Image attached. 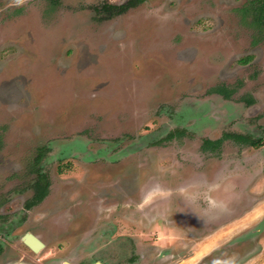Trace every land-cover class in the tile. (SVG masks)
<instances>
[{"label": "rangeland", "instance_id": "374dc122", "mask_svg": "<svg viewBox=\"0 0 264 264\" xmlns=\"http://www.w3.org/2000/svg\"><path fill=\"white\" fill-rule=\"evenodd\" d=\"M129 1L0 0V264H264V3Z\"/></svg>", "mask_w": 264, "mask_h": 264}, {"label": "trees", "instance_id": "16d2710c", "mask_svg": "<svg viewBox=\"0 0 264 264\" xmlns=\"http://www.w3.org/2000/svg\"><path fill=\"white\" fill-rule=\"evenodd\" d=\"M258 1L259 2L261 1L264 3V0H249L248 7H243L241 9V12L244 15L247 14L248 12L253 10L255 6H257V4L259 3ZM135 2L136 0H131L128 2V5L129 6L133 5ZM116 8L118 9V7ZM249 59L250 58H248V60ZM210 92L218 94L225 99H229L233 93V90H229L222 86V87H215L211 89ZM180 136L181 135L179 134L169 133L165 137V139L171 140L173 138L180 137ZM228 140L234 141L235 143L240 144V145L250 146L253 148H260L263 145L262 139H254L244 134L223 133L222 136L216 140L204 139L201 144V150L203 152H207V151L216 152L217 150L220 149L222 143ZM47 150H48L47 147H41L38 150L37 155L32 161L33 165H32L31 171L35 173L36 180L32 184V196L27 201H25L23 205L26 209H31L37 206L48 195L49 185H50L49 177L47 174L43 173V171L41 170V166L37 165L41 162V160L43 159V154L47 152Z\"/></svg>", "mask_w": 264, "mask_h": 264}, {"label": "flooded vegetation", "instance_id": "af4514ba", "mask_svg": "<svg viewBox=\"0 0 264 264\" xmlns=\"http://www.w3.org/2000/svg\"><path fill=\"white\" fill-rule=\"evenodd\" d=\"M225 142V141H224ZM32 196V195H31ZM23 210L25 211V212H28L30 209H26L24 206H23ZM103 219H105V217L103 218ZM108 219V218H107ZM109 221L108 222H102V223H97L98 224V226H97V229H99V230H101V231H106V232H108L109 233V230H113L114 229V226H113V224H112V222H110V219H108ZM102 234H103V232H102ZM108 244H110V242L108 243ZM2 242L0 241V254H1V251H2ZM111 247H112V249H113V252H118V250L117 249H115V243H112L111 244ZM100 250H102V249H98L97 251V253L95 254V255H97L98 253H99V251ZM127 252H126V248L125 247H123V249H122V253H120V254H122V255H125ZM82 254V253H81ZM101 253H99V255H100ZM96 262H99V263H101V264H105L104 263V261L102 260V259H96V260H94V261H92L91 263H89V264H93V263H96ZM63 264H70V263H67V262H64ZM129 264V263H128Z\"/></svg>", "mask_w": 264, "mask_h": 264}, {"label": "water", "instance_id": "95a60500", "mask_svg": "<svg viewBox=\"0 0 264 264\" xmlns=\"http://www.w3.org/2000/svg\"><path fill=\"white\" fill-rule=\"evenodd\" d=\"M21 242L33 253H38L44 249V243L32 233H25L21 238ZM93 264H101L99 262Z\"/></svg>", "mask_w": 264, "mask_h": 264}, {"label": "crops", "instance_id": "0c3cea01", "mask_svg": "<svg viewBox=\"0 0 264 264\" xmlns=\"http://www.w3.org/2000/svg\"><path fill=\"white\" fill-rule=\"evenodd\" d=\"M261 248L264 249L263 245H262ZM256 259H257V257L252 258V259L250 260L249 264H254V263H255L254 261H255ZM255 264H259V260H257V262H256Z\"/></svg>", "mask_w": 264, "mask_h": 264}]
</instances>
